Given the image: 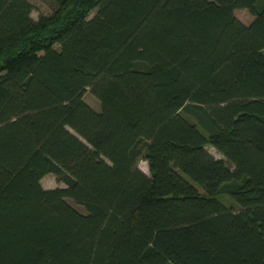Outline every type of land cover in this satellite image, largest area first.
I'll use <instances>...</instances> for the list:
<instances>
[{"label":"trees","instance_id":"16d2710c","mask_svg":"<svg viewBox=\"0 0 264 264\" xmlns=\"http://www.w3.org/2000/svg\"><path fill=\"white\" fill-rule=\"evenodd\" d=\"M46 1L0 0V264H264V0Z\"/></svg>","mask_w":264,"mask_h":264},{"label":"rangeland","instance_id":"374dc122","mask_svg":"<svg viewBox=\"0 0 264 264\" xmlns=\"http://www.w3.org/2000/svg\"><path fill=\"white\" fill-rule=\"evenodd\" d=\"M29 3L32 6L31 18L36 21L41 16H48L51 14V7L46 0H29ZM235 18L245 26H249L253 22V18L248 14L246 10H238L234 12ZM264 54V51H263ZM83 101L91 107L93 110H99L98 101L90 94L89 90H86L83 95ZM207 151L215 158L221 159L222 157L217 154L211 147H207ZM137 168L146 174L149 175L147 163L144 160L138 162ZM41 186L45 190H54V189H64L65 185L59 181V179L54 175H48L41 180ZM225 205H230V201L222 197L220 199ZM70 203L75 209L80 212L83 210L77 206H74L69 200Z\"/></svg>","mask_w":264,"mask_h":264}]
</instances>
